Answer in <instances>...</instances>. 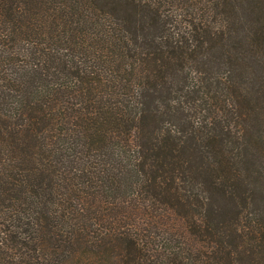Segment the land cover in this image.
<instances>
[{"label": "trees", "instance_id": "16d2710c", "mask_svg": "<svg viewBox=\"0 0 264 264\" xmlns=\"http://www.w3.org/2000/svg\"><path fill=\"white\" fill-rule=\"evenodd\" d=\"M0 264H264V0H0Z\"/></svg>", "mask_w": 264, "mask_h": 264}]
</instances>
